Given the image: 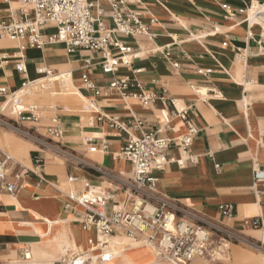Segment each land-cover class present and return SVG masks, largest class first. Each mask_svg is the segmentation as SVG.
Listing matches in <instances>:
<instances>
[{
  "label": "crops",
  "instance_id": "1",
  "mask_svg": "<svg viewBox=\"0 0 264 264\" xmlns=\"http://www.w3.org/2000/svg\"><path fill=\"white\" fill-rule=\"evenodd\" d=\"M13 1L8 4L0 0V19L10 17ZM91 1L97 3L93 14L107 28L113 27L109 3ZM252 4H262L264 9V0L130 2L128 8L140 13L148 34H116L131 50L125 54L128 63L118 61L113 72L102 70L100 50L77 49L68 53L61 43L26 47L22 51L26 73L16 71L13 58L0 66V85L13 91L25 79L42 78L36 71L39 66L58 72L50 65L65 62L71 84L87 100L83 107L77 102L49 98L48 94L36 96V101H29L28 94L20 96L25 105L35 104L40 108L35 121H22L21 125L34 126L41 140L56 145L46 137L45 127L52 117H57L62 135L53 140L60 141L62 151L0 126L3 147L0 150L27 169L22 187L14 193L0 188V264H46L49 258L41 253L54 254L51 264H55L65 250L97 255L98 250L88 249L96 230L93 226L82 228L86 211L69 194L82 191L86 182L113 193L108 210L120 203L132 165L119 151L131 136L140 135L141 130L169 139L166 154L173 161L156 173L155 192L159 196L215 219H220L219 206L230 204L233 216L222 219L224 223L250 242L264 247V182L256 183L252 176L254 168L264 169V34L259 24L246 22ZM41 31L50 33L54 29L44 27ZM9 41L0 42V52L13 55L18 51V42ZM109 52L112 58L122 56L116 48ZM82 75L95 83L100 94L85 88ZM124 77L138 86L125 90L126 95L108 87L114 79ZM53 82L62 91L64 84ZM139 91L153 93L155 98L143 105L133 95ZM3 103L0 96V104ZM185 107L187 121L176 115L168 121L163 117L164 112ZM10 110L7 107L1 111L8 115ZM111 117L116 118L121 128L111 124ZM135 119L142 122L141 129H133ZM189 124L197 131L183 152L178 138L187 132ZM85 137H92V143H85ZM91 146L96 149L91 151ZM36 155L43 159L38 167L33 164ZM179 159L185 160L179 164L176 162ZM9 165L15 167L12 162ZM68 176L77 179L68 181ZM251 218L259 219L260 224L255 228L245 226L244 220ZM54 235L61 237L55 239ZM120 236L113 237L120 242ZM76 246L82 249L76 251ZM138 246L149 250L143 262L169 264L155 258L154 249ZM32 249L39 256L31 262L33 258L24 259L23 253ZM231 249L224 264H233L236 257L264 261L262 255L237 244H231ZM92 264L134 263L118 253L110 261ZM190 264L209 263L195 259Z\"/></svg>",
  "mask_w": 264,
  "mask_h": 264
},
{
  "label": "built area",
  "instance_id": "2",
  "mask_svg": "<svg viewBox=\"0 0 264 264\" xmlns=\"http://www.w3.org/2000/svg\"><path fill=\"white\" fill-rule=\"evenodd\" d=\"M3 1L9 4L13 0ZM16 1L19 4L10 9V17L0 19V41L3 38L17 41L18 51L13 55L0 52V66L13 58L16 71L22 74L26 73L22 53L26 47L41 48L47 44L58 43L63 44L68 53H74L77 49L100 50L103 54L102 70L113 72L118 61L128 63L125 54L131 50L116 38V34L122 33L127 36L148 34V28L141 21L140 13L130 10L127 6L128 3L137 0H105L112 7L113 27L111 28H107L103 21L93 14L97 3L91 0ZM261 6L262 4H252L249 7L246 22L248 25L259 24L264 34V9ZM252 7L254 11L250 15L249 10ZM96 12L100 13L98 10ZM44 27H52L54 31L43 33L41 30ZM111 48L118 49L122 56L120 58L110 57ZM36 71L43 75L42 78H47L56 72L46 66H39ZM59 79L54 80L61 81ZM82 79L86 89L93 90L96 95L100 94V89L88 79L87 75H82ZM35 81L36 79H25L20 87L28 89L38 85L43 88L42 84L35 83ZM47 82L48 80L44 81V83ZM133 86L138 85L127 77L114 79L108 85L110 89L122 95H126L124 91ZM16 90L10 91L6 85H0V96L7 102V107L14 115V117H9L2 112L0 104V126L31 138L38 144L49 145L40 139L41 135L37 133L34 126L21 125L22 121H35L39 117L40 108L36 105L25 106L21 102V97L16 96ZM196 91L199 93V90ZM133 95L143 105H148L155 98L153 93L143 91L133 93ZM172 115L187 121V108L163 113L166 121ZM109 120L113 126L121 128V124L116 121L115 117ZM141 125L142 122L135 119L132 127L141 129ZM196 131L197 129L189 124L187 132L178 138V144L183 152H186L191 143V136ZM45 133L46 137L56 144L49 146L62 151L60 141L53 140V138L59 139L62 135V127L57 117L51 118V123L45 127ZM84 141L90 144L93 138L85 137ZM168 144L169 139L156 137L152 131L141 130L140 135L129 138L120 149L119 155L130 162L132 172L130 177L124 181L123 200L112 205L109 210L107 205L114 197L112 192L96 189L85 182L82 191L69 194L70 199L86 211L82 228L86 229L89 226L95 228L99 236L96 241V250L99 253L92 256L65 250L55 264H92L110 261L116 256V252L110 246L109 238L116 235H123L129 241H142L154 249L157 258L169 264H190L196 258L218 260L217 254L225 255L229 252L228 244L252 245V242L222 220L233 216L230 204L220 205V219H215L161 197L155 192L156 173L173 161L166 154ZM95 149V146L90 147L91 151ZM70 157L73 156L70 155ZM187 158L191 159L190 156ZM76 160L84 163L79 159ZM184 160L179 159L176 162L182 164ZM11 162L15 165L14 168L10 167ZM42 162L43 159L40 156H33V164L36 167ZM26 172L27 169L20 163L5 151L0 150V188L14 193L22 187V177ZM252 176L254 182H264V169L254 168ZM8 177L12 179L8 180ZM76 179V177L68 176V181ZM259 224V219L244 220V225L247 227L255 228ZM23 257L29 259L27 251H24Z\"/></svg>",
  "mask_w": 264,
  "mask_h": 264
},
{
  "label": "bare ground",
  "instance_id": "3",
  "mask_svg": "<svg viewBox=\"0 0 264 264\" xmlns=\"http://www.w3.org/2000/svg\"><path fill=\"white\" fill-rule=\"evenodd\" d=\"M11 4L12 5L14 4L15 6H17L19 3L14 0ZM253 11H254V8L252 7L251 8V13ZM5 40L6 41H9L8 38L5 39ZM5 40H1L0 42L2 43ZM50 66H51V68H56L58 70V72H55L54 74L48 76L47 78H38L35 81V83L42 84L43 85V88L42 87L40 88L38 85H35V86L31 87V88H40V89L48 88V86L50 85V83H52L56 79L61 78L59 80H61L60 82H62L64 84V86L62 88V91L55 92V93H52V94L53 95H56V94L59 95L58 99H60V100L70 101V102H77V103H80L81 105H83V107H86L84 105V103H86L87 100L73 87V85L70 82V77L71 76L69 74V70L67 68V64H65V62H64L62 64L50 65ZM54 76H56V77H54ZM46 80H48V82L47 83H44V81H46ZM31 88L25 89V88H21L20 87L18 90H16L15 94H16V96H22V97H23V95L29 94L30 95L29 96V101H36V96H35V94H33V91H32ZM21 100H23V98ZM7 105H8L7 102L4 101V103L2 104L1 110L2 111H5V109L7 108ZM28 105H35V104H30L29 103V104H27L25 106H28ZM11 154L14 157H16V158L19 157L17 153H11ZM51 222L57 223V221H51ZM51 222H49V223H51ZM96 234L91 239V243H89L88 249H93V248L96 249V241H97V235H98V234L97 235ZM46 235L47 234H44L43 236L45 237ZM60 237H61L60 235H57V236L54 235L53 236V238H55V239H58V238L60 239ZM113 238L114 237H110L109 238V243H110V246L112 247V249L116 252V254L123 253L134 264H150L151 261L150 262H143L145 260V256L149 253L148 252L149 250L141 249L140 246H137V245H141V246H146V247L152 248L151 246L143 243L142 241H128V239L125 236H123V235H121L120 237H118L120 242H118L116 240V238H114V239ZM79 249H82V248H80L79 246H76L75 247V250L76 251H78ZM131 251H132V253H130ZM27 255L29 257H32L33 258L31 260V262L32 261H35L36 260L35 258L39 256L38 252L36 250H34V249H32V251H30L29 253L27 251ZM41 256L44 257V258L45 257L46 258H49L48 259L49 261L46 264H51L52 263V260L56 257L54 254H48V253H41ZM217 256L219 257L218 258L219 260H227L228 259L227 256H224L222 254L221 255L217 254ZM157 259L161 261V259H159V258H157ZM193 260H195V259H193ZM233 264H264V261L261 263V260L258 259V258H254L253 260H248L247 258H244V257H242L241 259H238L236 257L235 260H233Z\"/></svg>",
  "mask_w": 264,
  "mask_h": 264
},
{
  "label": "rangeland",
  "instance_id": "4",
  "mask_svg": "<svg viewBox=\"0 0 264 264\" xmlns=\"http://www.w3.org/2000/svg\"><path fill=\"white\" fill-rule=\"evenodd\" d=\"M254 5H256V4H254ZM11 6H12V8L16 7L14 4L13 5L11 4ZM31 89L33 91V94H35V96H40V95L44 96V94H48L49 98L55 97L56 99H58V97H59V95H57V94L56 95L52 94V93L60 91L59 88L56 86L55 82L50 83V89H48V88H44L43 90H41L40 88H31ZM39 104H45V103H39ZM7 114L14 117V115H12V114H10L8 112H7ZM0 147H2L1 144H0ZM237 245H239V246H241L243 248H247V249L251 250L252 252L258 253V254H260V256L262 255V257L264 258V247H260V245L258 243H253L252 242V245H246V244H243V243H237ZM228 247H229V252L225 253L226 256L231 255V250H232L231 249V244H228ZM219 249H221V247ZM153 255H154V253H153ZM154 257L156 258L155 255H154ZM196 259L206 261V263H209V264H224L223 260L219 261V260L206 259V258H196ZM161 262L167 263V262H165L163 260H161Z\"/></svg>",
  "mask_w": 264,
  "mask_h": 264
}]
</instances>
